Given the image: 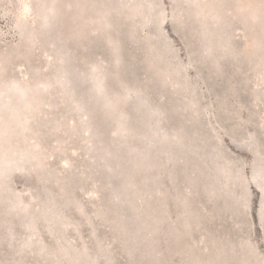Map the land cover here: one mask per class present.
Returning <instances> with one entry per match:
<instances>
[{"label":"rangeland","instance_id":"1","mask_svg":"<svg viewBox=\"0 0 264 264\" xmlns=\"http://www.w3.org/2000/svg\"><path fill=\"white\" fill-rule=\"evenodd\" d=\"M0 264H264V0H0Z\"/></svg>","mask_w":264,"mask_h":264},{"label":"bare ground","instance_id":"2","mask_svg":"<svg viewBox=\"0 0 264 264\" xmlns=\"http://www.w3.org/2000/svg\"><path fill=\"white\" fill-rule=\"evenodd\" d=\"M42 7V6H41ZM47 9V8H46ZM48 10V9H47Z\"/></svg>","mask_w":264,"mask_h":264}]
</instances>
